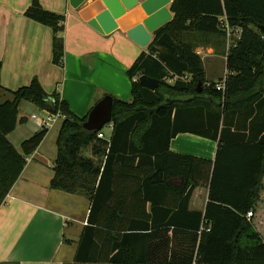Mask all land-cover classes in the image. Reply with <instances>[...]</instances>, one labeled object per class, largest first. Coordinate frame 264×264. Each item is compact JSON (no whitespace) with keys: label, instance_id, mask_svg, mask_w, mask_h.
Instances as JSON below:
<instances>
[{"label":"trees","instance_id":"trees-1","mask_svg":"<svg viewBox=\"0 0 264 264\" xmlns=\"http://www.w3.org/2000/svg\"><path fill=\"white\" fill-rule=\"evenodd\" d=\"M170 9L173 18L154 32L148 53L127 70L132 99L113 97L109 139L98 136L106 125L94 131L83 127L92 108L76 115L58 92H45L38 78L16 90L0 84L11 95L0 101V207L26 157L48 132L44 127L24 140L21 152L8 139L25 120L19 117L20 103L29 101L63 115L50 188L91 203L76 262L264 264V236L256 226L264 190V0H173ZM25 15L51 28L52 62L61 66L65 15L44 9L40 0H32ZM221 17L241 29L227 53L225 93L215 82L206 83L195 51V40L226 46ZM141 72L159 80L155 91L133 80ZM186 73L190 80H172ZM180 133L219 141L215 161L171 152L170 142ZM88 149L94 157L85 154ZM163 155L179 160L184 178H161L157 162ZM114 160L130 162L138 178H110ZM150 171L152 178H139ZM198 187L208 188L204 210L190 208ZM161 190L178 195L177 201L160 197Z\"/></svg>","mask_w":264,"mask_h":264},{"label":"crops","instance_id":"crops-1","mask_svg":"<svg viewBox=\"0 0 264 264\" xmlns=\"http://www.w3.org/2000/svg\"><path fill=\"white\" fill-rule=\"evenodd\" d=\"M31 3L32 0H0V84L3 88L16 90L28 85L36 77L45 92H58L80 117L85 116L107 95L127 101L132 99V79L127 70L142 53H148V46L143 47L128 36L125 28L130 22L128 16L118 20L120 27L114 31L101 33L89 24V20L100 10L92 6V0H87L77 8L71 6L70 0H40L44 9L66 17L63 30L64 57L62 65L58 66L52 62L51 28L25 15ZM221 21L224 23L226 18L221 17ZM185 35L188 39L193 37L192 32ZM195 44V51L203 61L206 83L224 78L228 70L223 75H216L214 65L216 59L222 57L227 68L226 46L215 47L211 42L199 40H195ZM5 89H0V101L11 99ZM22 104L23 101L19 106V114ZM40 111L43 115L33 113L32 118L41 120L45 110ZM24 121L18 122L15 130L7 136L20 152L22 147L18 148L11 136L18 137L17 131L23 127ZM110 124L109 132L103 129L105 139H109L112 134L113 125ZM37 126L34 133L44 128L42 121ZM51 127L47 128L48 132L38 148L26 157L23 172L0 207V264H105L74 260L81 233L87 225L91 203L83 195L68 193L73 198L62 194L66 192L50 188L57 157V144L51 155L45 151ZM218 145L219 141L214 139L180 133L171 140L170 150L175 154L214 162ZM89 156L94 157L90 152ZM241 158L240 155L237 162H241ZM178 162L174 157L161 156L157 162L162 171L161 178H184L183 170L178 172ZM128 163L114 160L110 178H138L130 172ZM137 165L138 160L133 167ZM152 173L150 171L139 178H152ZM163 196L170 200L174 197L176 201L178 199V195L176 197L172 191L161 190L160 197ZM207 201L208 188L198 187L192 195L190 208L204 210ZM256 214V226L264 236V190Z\"/></svg>","mask_w":264,"mask_h":264},{"label":"water","instance_id":"water-1","mask_svg":"<svg viewBox=\"0 0 264 264\" xmlns=\"http://www.w3.org/2000/svg\"><path fill=\"white\" fill-rule=\"evenodd\" d=\"M87 0H70L77 8ZM173 0H92V6L98 7V13L89 20L90 26L101 33H110L120 27L118 20L128 16L126 25L128 36L139 45L148 46L154 33L173 18L170 5ZM264 35V26H261ZM139 81L145 88L155 91L159 80L139 74ZM113 98L110 95L99 100L88 114L83 127L87 130H101L112 121Z\"/></svg>","mask_w":264,"mask_h":264},{"label":"rangeland","instance_id":"rangeland-1","mask_svg":"<svg viewBox=\"0 0 264 264\" xmlns=\"http://www.w3.org/2000/svg\"><path fill=\"white\" fill-rule=\"evenodd\" d=\"M236 40H237V37L234 36V40L232 39L231 43L235 44ZM227 44L228 43L226 42V49H227ZM206 67H207V65H206ZM214 70L216 72V75H223L227 72L226 61L222 57H218L216 59L215 65H214ZM227 74H228V72H227ZM222 80H223V78L220 79L218 82H220ZM212 82H215L216 84L218 83L216 81H212ZM33 113L43 115L42 112L37 108L36 105H34L33 103H31L29 101H23V104L20 107V114L19 115H20V117L24 116L26 119L24 121L23 127H21V129H19L17 131L18 137L11 136V139L13 140L15 145L20 149H21V146L19 145V143L23 139H26L31 134H33L35 129H38V126H37L38 122L41 121L40 118L33 119L32 118ZM60 124H61V120L52 125V127L50 128L49 137H48L47 141L45 142V151L49 155H51L52 152L54 151V146L56 145V138L58 135ZM110 126H111V124H106V126L104 127V130L106 132H109ZM88 150L85 151L86 155H89V152L91 153V151L90 150L88 151ZM39 184H40V182H39ZM62 194H64L65 196L73 197V195H70L68 193H62ZM73 198H75V197H73ZM58 206H60V205H58Z\"/></svg>","mask_w":264,"mask_h":264},{"label":"built area","instance_id":"built-area-1","mask_svg":"<svg viewBox=\"0 0 264 264\" xmlns=\"http://www.w3.org/2000/svg\"><path fill=\"white\" fill-rule=\"evenodd\" d=\"M222 26H223L224 30L226 31V36H227V40H228L227 41V43H228L227 44V52H228L229 49L231 48V46L233 45L231 43V41H232V39L234 40V36L237 37V39H239L241 37V29L236 28V27H231L228 24L227 19L224 23H222ZM190 77H191V75L190 76L185 75V76H181V77L174 76L172 80L180 78L182 80L188 81V80H190ZM138 79H139V76L133 78L134 81H136ZM226 80H227V74L224 76L222 81H220L216 84V88L218 90H222L224 93L226 90ZM33 117L36 118L35 115H33ZM62 119H63V115L61 114L60 111H58L57 113H50L48 111H45L44 117L41 118L42 126H44L45 128L51 127L53 124L57 123L58 121H60ZM98 136L100 138H105V134L103 131L99 132ZM252 215H253V213L250 211V212H248L247 217L250 218V217H252Z\"/></svg>","mask_w":264,"mask_h":264}]
</instances>
